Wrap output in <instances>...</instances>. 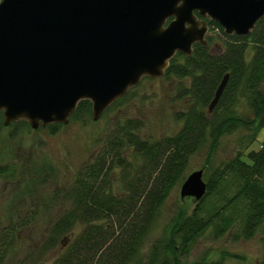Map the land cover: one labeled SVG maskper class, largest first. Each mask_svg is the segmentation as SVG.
Instances as JSON below:
<instances>
[{"label": "trees", "instance_id": "16d2710c", "mask_svg": "<svg viewBox=\"0 0 264 264\" xmlns=\"http://www.w3.org/2000/svg\"><path fill=\"white\" fill-rule=\"evenodd\" d=\"M208 24L223 32L217 22ZM225 37L221 54H212L208 43H196L191 55L176 53L164 72L163 76L191 78L190 84L182 87L190 104L177 117L183 121L178 132L149 140L140 135L143 124L126 121L116 126L104 154L80 169L64 195L71 207L54 220L46 235L55 247L59 238L68 234L64 248L50 264H154L155 260L183 264L207 231L217 239L234 229V237L240 240L252 237L264 224V142L259 150L247 151L264 129V17L251 34ZM248 48L252 51L249 59ZM226 73L227 85L210 116L204 108ZM238 97L246 99L252 118L236 110ZM90 117L91 103L82 100L70 119L84 123ZM58 126L47 129L53 133ZM238 128L250 133L240 137L232 158L204 177V195L192 207L179 206L145 262L144 244L172 189L184 180L191 156L208 143L213 144V150L226 132ZM5 171L0 168V174ZM31 218L27 215L25 222ZM20 222L9 225L11 232L0 238V264L14 243L16 227L23 226ZM77 222L82 227L72 235ZM158 242L168 247L166 253L167 249L157 248Z\"/></svg>", "mask_w": 264, "mask_h": 264}, {"label": "water", "instance_id": "95a60500", "mask_svg": "<svg viewBox=\"0 0 264 264\" xmlns=\"http://www.w3.org/2000/svg\"><path fill=\"white\" fill-rule=\"evenodd\" d=\"M195 12L225 34L249 35L264 17V0H0L4 124H66L81 100L98 120L142 77L162 76L177 51L189 56L193 44H206L208 26ZM205 191L199 169L187 175L180 197L199 200Z\"/></svg>", "mask_w": 264, "mask_h": 264}, {"label": "rangeland", "instance_id": "374dc122", "mask_svg": "<svg viewBox=\"0 0 264 264\" xmlns=\"http://www.w3.org/2000/svg\"><path fill=\"white\" fill-rule=\"evenodd\" d=\"M225 36L217 27L208 29L206 39L212 54L223 52ZM251 55L248 48L247 59ZM190 79V76L179 78L173 74L144 79L98 120L90 117L83 123L70 119L56 127L53 133L47 127L32 129L21 123L5 126L0 115V168L6 169L0 174V238L11 232L9 225L12 223L19 220L23 223V226L16 227L19 231H16L14 243L2 264H50L61 253L68 234L61 236L55 247L48 243L46 235L54 220L71 207L64 195L80 169L104 154L116 126L126 121L143 124L140 135L149 140L178 132L183 121L177 117L186 112L190 104L189 97L183 96L182 87H187ZM261 89L264 91V85ZM204 109L207 111V106ZM236 110L241 116L253 117L243 97H238ZM214 111L209 113L210 116ZM249 133L244 128L226 132L213 150L210 149L212 143L205 144L191 156L185 176L203 169L204 177H209L213 168L235 155L240 137ZM262 142L264 129L247 151L259 150ZM179 192L180 183L172 189L144 244L142 259L145 262L154 242L163 238L179 206L192 207L194 204L191 197L181 199ZM27 215L33 218L26 223ZM81 227L77 222L72 235ZM232 231L234 229L217 239L207 231L195 242L183 264H260L264 259V224L247 239L236 240ZM155 245L158 249H167L165 253L168 251V247L164 248L160 242ZM154 264H160V260H155Z\"/></svg>", "mask_w": 264, "mask_h": 264}, {"label": "flooded vegetation", "instance_id": "af4514ba", "mask_svg": "<svg viewBox=\"0 0 264 264\" xmlns=\"http://www.w3.org/2000/svg\"><path fill=\"white\" fill-rule=\"evenodd\" d=\"M199 18H201L202 20H205V21H206V19H207V18H203V17H199Z\"/></svg>", "mask_w": 264, "mask_h": 264}]
</instances>
